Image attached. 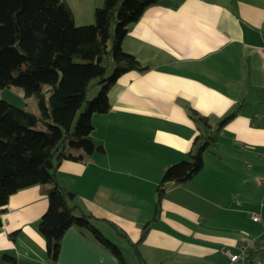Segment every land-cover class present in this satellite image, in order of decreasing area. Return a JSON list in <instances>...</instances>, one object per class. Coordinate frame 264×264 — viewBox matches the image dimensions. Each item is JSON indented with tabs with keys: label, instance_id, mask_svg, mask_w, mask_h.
I'll list each match as a JSON object with an SVG mask.
<instances>
[{
	"label": "crops",
	"instance_id": "crops-1",
	"mask_svg": "<svg viewBox=\"0 0 264 264\" xmlns=\"http://www.w3.org/2000/svg\"><path fill=\"white\" fill-rule=\"evenodd\" d=\"M102 1L65 0L78 26L93 22ZM263 47L264 0H162L129 27L121 48L146 70L122 74L107 92L109 110L92 115L91 138L103 153L62 160L55 170L72 194L67 204L95 219L123 264H139L138 256L145 264H229L225 249L264 235ZM24 108L39 115L37 101ZM189 109L209 119L213 142L192 178L166 188L156 222L138 241L164 170L185 159L201 131ZM52 185L8 197L0 261L7 254L15 264H51L37 223ZM84 232L63 233L55 264H119Z\"/></svg>",
	"mask_w": 264,
	"mask_h": 264
},
{
	"label": "trees",
	"instance_id": "trees-1",
	"mask_svg": "<svg viewBox=\"0 0 264 264\" xmlns=\"http://www.w3.org/2000/svg\"><path fill=\"white\" fill-rule=\"evenodd\" d=\"M161 3L103 0L95 8L93 22L78 26L65 0H0V90L21 88L24 98H36L39 110L36 116L0 100V213L16 191L52 183L45 190L47 208L37 223L51 264L56 263L62 235L71 226L86 231L123 264L120 250L95 227V219L81 210L75 214L77 208L67 204L68 192L56 183L55 170L62 160L81 161L103 153L91 138V117L109 110L107 92L122 74L146 70L122 50L121 42L145 9ZM95 87L98 91L88 100ZM188 114L201 131L185 159L164 170L153 217L142 227L138 241L156 222L166 188L192 178L213 142L209 119L193 109ZM232 116V112L223 116L217 128ZM0 264H15V259L5 254Z\"/></svg>",
	"mask_w": 264,
	"mask_h": 264
},
{
	"label": "built area",
	"instance_id": "built-area-1",
	"mask_svg": "<svg viewBox=\"0 0 264 264\" xmlns=\"http://www.w3.org/2000/svg\"><path fill=\"white\" fill-rule=\"evenodd\" d=\"M264 55V47L262 48ZM252 221H257L258 217L252 215ZM229 264H264V235L246 240L239 244L236 251L224 250Z\"/></svg>",
	"mask_w": 264,
	"mask_h": 264
},
{
	"label": "rangeland",
	"instance_id": "rangeland-1",
	"mask_svg": "<svg viewBox=\"0 0 264 264\" xmlns=\"http://www.w3.org/2000/svg\"><path fill=\"white\" fill-rule=\"evenodd\" d=\"M100 6V5H99ZM98 7V6H97ZM96 8V7H95ZM95 8L93 10V13L95 11ZM92 23V21H91ZM45 89V88H44ZM98 87H95L90 90L88 93L87 99L90 100L92 99L96 92L98 91ZM0 100H4L16 107H21L24 108L26 103L30 106L33 107L36 105V98L35 97H30L29 100L23 97V93L21 88L16 87V86H11L9 88H4L0 90ZM38 129H43V126L38 125Z\"/></svg>",
	"mask_w": 264,
	"mask_h": 264
},
{
	"label": "water",
	"instance_id": "water-1",
	"mask_svg": "<svg viewBox=\"0 0 264 264\" xmlns=\"http://www.w3.org/2000/svg\"><path fill=\"white\" fill-rule=\"evenodd\" d=\"M67 197H68L69 199H71V198H72V194H71V193H67Z\"/></svg>",
	"mask_w": 264,
	"mask_h": 264
}]
</instances>
